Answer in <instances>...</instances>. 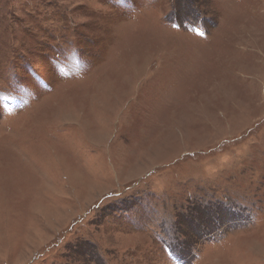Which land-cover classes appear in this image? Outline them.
I'll return each mask as SVG.
<instances>
[{"label": "rangeland", "instance_id": "rangeland-1", "mask_svg": "<svg viewBox=\"0 0 264 264\" xmlns=\"http://www.w3.org/2000/svg\"><path fill=\"white\" fill-rule=\"evenodd\" d=\"M259 183L264 0H0V264H264Z\"/></svg>", "mask_w": 264, "mask_h": 264}, {"label": "trees", "instance_id": "trees-1", "mask_svg": "<svg viewBox=\"0 0 264 264\" xmlns=\"http://www.w3.org/2000/svg\"><path fill=\"white\" fill-rule=\"evenodd\" d=\"M262 186H264V184H262V183H259L258 187L251 185V189L250 190L253 191V192H259V193H257V195H258V197H261V196H264V192L261 191ZM242 194H240V196L243 199L244 197H243ZM199 195L202 198V200H204V201H206L207 199L211 198L212 199V200H210L211 206H213V205L214 206L224 205L223 207H227V209L229 211H231V213H230L231 216H230L229 219H234L235 218V214H236V218L237 219L244 218V216L247 218L248 215H249V219H252V211L251 210H252V205H254L255 201H250V199H246V200H241V202H243L241 204L234 203V204H238L239 206H236L234 204L227 206L226 205L228 203L227 200L225 198L220 199L221 196L219 197V194H217V193L214 194L213 189L205 190L204 192L200 191ZM204 201H202V203ZM214 220H218V218L215 217ZM214 220H213V222H214ZM165 223H167V224L170 223L169 226L167 224H166L167 226L165 225L166 226V228H165V237H162V236L159 235L157 227L154 230L151 231V236L154 238L155 241L160 239V243L164 246V248L166 250L172 252V253H175L179 257V259H181V260L185 259L186 257H185V254L183 253V251L181 249H178V246L180 247V243H181L180 238L181 237L178 236L179 230L176 229V224L171 219L168 220ZM172 223L175 225V229L174 230H172V227H173ZM205 223H206V225H204L205 228H208V226H209V225H207L208 221H206ZM71 257H72V254H69L68 257L66 256L65 263H63V264H79V261L82 264H84L83 263L84 261H82L81 259H76V258L72 259ZM90 264H93V263H90Z\"/></svg>", "mask_w": 264, "mask_h": 264}]
</instances>
